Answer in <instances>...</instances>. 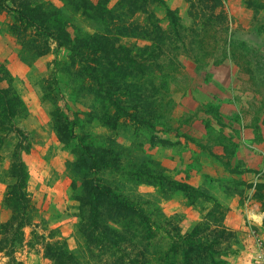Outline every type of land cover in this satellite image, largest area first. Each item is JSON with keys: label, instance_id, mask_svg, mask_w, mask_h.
Wrapping results in <instances>:
<instances>
[{"label": "rangeland", "instance_id": "374dc122", "mask_svg": "<svg viewBox=\"0 0 264 264\" xmlns=\"http://www.w3.org/2000/svg\"><path fill=\"white\" fill-rule=\"evenodd\" d=\"M118 2L0 0V264H264V0Z\"/></svg>", "mask_w": 264, "mask_h": 264}, {"label": "trees", "instance_id": "16d2710c", "mask_svg": "<svg viewBox=\"0 0 264 264\" xmlns=\"http://www.w3.org/2000/svg\"><path fill=\"white\" fill-rule=\"evenodd\" d=\"M150 1L152 0H119L118 5L129 12H137L144 11L149 5ZM4 113V115H6L7 117H12L14 115V112H12V108L8 105L5 106ZM12 173L14 176H16L17 181L8 187V191L5 195V201L13 209V215L7 222H0V230H5L7 228H10L12 230L14 228V224H16V231L21 229L23 227V221L19 222L18 220H16V217H19V219H23L24 215H26V212L30 211L27 206L30 202V199L29 193L26 188L28 172L25 168V165L22 162H18V164L13 166ZM89 193L90 196H88V198L91 207H94V205L96 204L95 199L99 196L100 193L106 195L108 194L107 191L101 190L99 186L89 188ZM91 212H94V210H91ZM91 216L92 219H95L94 215ZM46 250L47 254L54 259L55 264H63V256L65 253L64 251H56L54 246H49ZM13 263L20 264L15 260H13Z\"/></svg>", "mask_w": 264, "mask_h": 264}]
</instances>
